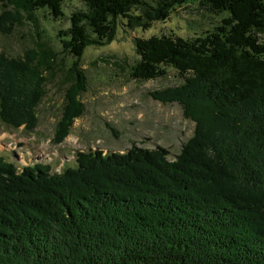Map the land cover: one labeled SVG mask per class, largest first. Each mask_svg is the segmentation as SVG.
<instances>
[{"label":"trees","instance_id":"trees-1","mask_svg":"<svg viewBox=\"0 0 264 264\" xmlns=\"http://www.w3.org/2000/svg\"><path fill=\"white\" fill-rule=\"evenodd\" d=\"M82 1L59 32L72 59L54 142L86 111L89 47L113 42L122 21L148 30L198 2L227 13L214 31L136 37L130 67L138 80L177 71L182 82L153 97L180 103L194 134L174 160L161 146L95 150L79 152L78 165L62 173L43 163L19 171L0 156V264H264V0ZM0 5V34L26 22L36 32L23 55L0 53V122L32 131L60 55L35 13L58 20L64 0Z\"/></svg>","mask_w":264,"mask_h":264},{"label":"rangeland","instance_id":"rangeland-1","mask_svg":"<svg viewBox=\"0 0 264 264\" xmlns=\"http://www.w3.org/2000/svg\"><path fill=\"white\" fill-rule=\"evenodd\" d=\"M158 1L146 0L155 6ZM85 7L82 0H64L65 15L58 20L53 19L46 9L36 11L41 34L60 53L58 71L51 77L47 94L37 108L38 125L34 130H25L23 126L14 129L0 122V156L14 161L20 170L23 166L41 162L50 164L53 172L75 166L76 152L96 149L111 153L123 152L132 146L150 149L161 146L169 150L168 158L174 160L194 134L195 122L184 116L180 103L163 102L154 98L153 93L175 87L182 78L172 68L168 69L166 76L157 79L132 78L130 67L138 60L135 38L161 34H177L189 39L205 36L214 31L227 13L216 14L197 2L177 6L168 19L155 20L148 30H133L122 21L113 42L87 49L82 67L89 82L88 89L81 95L86 111L75 120L64 141L55 143L53 139L62 113L66 71L72 59L62 52L59 32L71 26L70 16L74 11ZM259 37L264 41V33ZM35 41L34 27L31 22H26L10 35L0 34V53L23 55Z\"/></svg>","mask_w":264,"mask_h":264}]
</instances>
